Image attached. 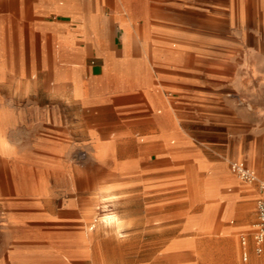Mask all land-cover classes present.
Masks as SVG:
<instances>
[{
	"label": "crops",
	"instance_id": "crops-1",
	"mask_svg": "<svg viewBox=\"0 0 264 264\" xmlns=\"http://www.w3.org/2000/svg\"><path fill=\"white\" fill-rule=\"evenodd\" d=\"M262 59L264 0H0V264H86L110 188L131 216L97 223L153 236L128 250H206L217 233L237 253L242 231L249 251L259 184L210 138ZM135 213L153 225L125 228Z\"/></svg>",
	"mask_w": 264,
	"mask_h": 264
},
{
	"label": "rangeland",
	"instance_id": "rangeland-1",
	"mask_svg": "<svg viewBox=\"0 0 264 264\" xmlns=\"http://www.w3.org/2000/svg\"><path fill=\"white\" fill-rule=\"evenodd\" d=\"M261 62L264 66V59ZM231 96L234 101L231 102L228 115L215 117L218 121L213 124L214 129L220 130V135L219 137L214 136L210 138L212 139V144L217 148L216 150L226 151L223 156L215 153L214 157L219 159L224 158L229 171L238 179L239 176L230 167L233 161L240 162L244 160V163L253 168L259 177L264 162V75H262L261 85L256 87L255 90L253 88L249 91L239 90V92H232ZM201 126L200 122L191 124L192 129H200ZM240 150H247L248 153L240 156ZM210 156L211 154H209ZM74 157L75 159H79V161L87 159L85 151L78 152ZM186 163H188L187 159H184L183 166H186ZM189 171L188 169L183 171V191L186 189L184 178L188 177V175L190 177L192 173V171ZM255 183L258 184V181L256 180ZM116 189L110 188V191L104 192L105 194L103 193V198L101 196L97 197V201L99 199V202H97V206H94L89 225L95 224V228H99L98 232H103L104 235H96L92 238V247L96 249L88 252L85 259L86 264H233L235 261H239L241 264H264V242L260 252L255 251L254 242L250 244L249 251H244L242 249L243 245L240 243L242 231L236 235V241L241 246V249L237 253L224 249V246H226L224 245L225 241L221 240V237L217 233L199 238V243L208 248L206 250L176 252L170 250L126 249L129 246L127 245V241L131 238L141 242L147 241V239L151 240L153 236H133L129 234L131 229H125L123 235L118 236L111 228L97 223L95 219L104 218V213L110 211L119 213L125 222L129 220L126 218L129 214L121 210V207H124L123 198H125L126 192L124 188H119L118 191L120 192L115 194ZM133 215L135 217L134 224L124 225L125 228L128 226L134 228L140 227L142 224L146 226L153 225L152 221L142 223L141 213ZM254 220L255 218L249 222L251 223V228ZM162 222L166 226L171 225L172 218L166 216L162 219ZM173 236L174 234L169 233L164 238L168 240ZM253 257L256 259H253Z\"/></svg>",
	"mask_w": 264,
	"mask_h": 264
},
{
	"label": "built area",
	"instance_id": "built-area-1",
	"mask_svg": "<svg viewBox=\"0 0 264 264\" xmlns=\"http://www.w3.org/2000/svg\"><path fill=\"white\" fill-rule=\"evenodd\" d=\"M230 165L241 179L249 182L258 181L260 194L256 200V218L252 223V238L255 244V251L260 252L264 242V163L259 177L253 170L248 169L241 164L232 162ZM241 242H246L245 235L241 236Z\"/></svg>",
	"mask_w": 264,
	"mask_h": 264
},
{
	"label": "bare ground",
	"instance_id": "bare-ground-1",
	"mask_svg": "<svg viewBox=\"0 0 264 264\" xmlns=\"http://www.w3.org/2000/svg\"><path fill=\"white\" fill-rule=\"evenodd\" d=\"M254 171V170H253ZM106 222H113L114 226L116 228H119L121 226V220L118 219L117 217H110V216H106L105 218ZM107 226V225H106ZM113 229V228H112ZM123 261V260H122Z\"/></svg>",
	"mask_w": 264,
	"mask_h": 264
}]
</instances>
